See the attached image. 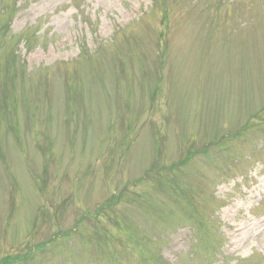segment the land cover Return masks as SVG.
Masks as SVG:
<instances>
[{
	"label": "rangeland",
	"instance_id": "374dc122",
	"mask_svg": "<svg viewBox=\"0 0 264 264\" xmlns=\"http://www.w3.org/2000/svg\"><path fill=\"white\" fill-rule=\"evenodd\" d=\"M0 264H264V0H0Z\"/></svg>",
	"mask_w": 264,
	"mask_h": 264
},
{
	"label": "trees",
	"instance_id": "16d2710c",
	"mask_svg": "<svg viewBox=\"0 0 264 264\" xmlns=\"http://www.w3.org/2000/svg\"><path fill=\"white\" fill-rule=\"evenodd\" d=\"M110 237V236H108ZM111 241H117L118 247L127 249L126 246L130 245V250H132V246L137 247L141 246L142 243H146L145 239L143 237L135 234H132V231H129L128 229H124L120 231V234H117V237L113 239H110ZM148 242V240H147ZM149 244V243H148Z\"/></svg>",
	"mask_w": 264,
	"mask_h": 264
}]
</instances>
